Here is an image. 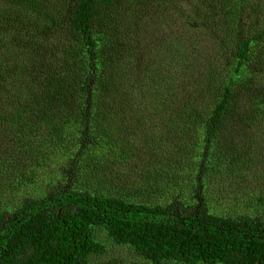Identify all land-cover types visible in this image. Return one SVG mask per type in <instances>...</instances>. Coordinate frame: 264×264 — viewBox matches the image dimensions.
<instances>
[{
    "label": "trees",
    "instance_id": "trees-1",
    "mask_svg": "<svg viewBox=\"0 0 264 264\" xmlns=\"http://www.w3.org/2000/svg\"><path fill=\"white\" fill-rule=\"evenodd\" d=\"M148 2L0 0V264H264V0Z\"/></svg>",
    "mask_w": 264,
    "mask_h": 264
},
{
    "label": "rangeland",
    "instance_id": "rangeland-1",
    "mask_svg": "<svg viewBox=\"0 0 264 264\" xmlns=\"http://www.w3.org/2000/svg\"><path fill=\"white\" fill-rule=\"evenodd\" d=\"M70 1V0H69ZM145 5H141L139 8V14L141 16L139 20V27L143 28L147 37L157 36L161 32H164L165 36L173 37L176 35V31L178 27L183 26L184 24L187 27L195 29V25L198 23L194 18L188 14V9L181 10L184 13L186 19L182 16L179 17L176 13L179 8L186 9L192 5L193 0H149ZM66 2V1H65ZM157 5L163 4V9L165 14V19L161 24L162 20L160 19L159 14L155 9V3ZM252 6L256 7L255 3ZM134 6L131 7L133 10ZM194 17V18H193ZM251 18L246 15L242 16L240 19L241 26L240 28L243 31H249L245 29L248 23L260 25L264 23V10L260 14H254L253 20L249 21ZM175 20L176 22L172 21ZM255 25V26H256ZM250 29V27L248 28ZM264 44V42H263ZM162 55V54H161ZM257 80L259 82H264V67L263 70L259 72L257 75ZM262 134L264 133V124L261 127ZM262 161H264V151L262 154ZM264 170V164L261 165ZM260 170V169H259ZM262 171V170H260ZM264 172V171H263ZM234 189V188H231ZM97 239L99 242L103 243L106 246V254L101 257H93L89 264H151L150 262L144 261L139 257L135 256L132 250L128 246L115 245L111 242L106 232L103 230L97 231Z\"/></svg>",
    "mask_w": 264,
    "mask_h": 264
}]
</instances>
